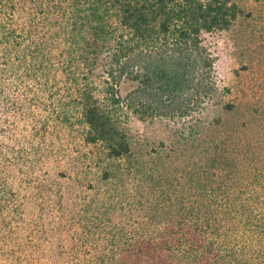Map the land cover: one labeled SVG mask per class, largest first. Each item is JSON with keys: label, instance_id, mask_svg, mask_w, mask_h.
Returning <instances> with one entry per match:
<instances>
[{"label": "trees", "instance_id": "16d2710c", "mask_svg": "<svg viewBox=\"0 0 264 264\" xmlns=\"http://www.w3.org/2000/svg\"><path fill=\"white\" fill-rule=\"evenodd\" d=\"M241 13L234 0H0V264H264V142L196 120L178 137L188 159L156 152L145 172L127 127L198 110L215 90L202 34Z\"/></svg>", "mask_w": 264, "mask_h": 264}, {"label": "rangeland", "instance_id": "374dc122", "mask_svg": "<svg viewBox=\"0 0 264 264\" xmlns=\"http://www.w3.org/2000/svg\"><path fill=\"white\" fill-rule=\"evenodd\" d=\"M234 1L242 13L232 26L202 34L203 42L215 56L213 95L186 118L141 120L130 115L127 127L145 172L155 170L150 160L156 152L163 156L164 164L178 166L188 159L193 146L178 137L196 120L209 125L220 119L223 125L219 134L228 141L264 142V0ZM227 103L234 104L236 112H227ZM158 168L162 169L160 161ZM24 252L28 254V248Z\"/></svg>", "mask_w": 264, "mask_h": 264}]
</instances>
